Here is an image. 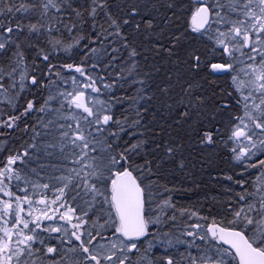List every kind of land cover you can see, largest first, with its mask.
<instances>
[{"label":"snow or ice","instance_id":"snow-or-ice-1","mask_svg":"<svg viewBox=\"0 0 264 264\" xmlns=\"http://www.w3.org/2000/svg\"><path fill=\"white\" fill-rule=\"evenodd\" d=\"M0 264H264V0H0Z\"/></svg>","mask_w":264,"mask_h":264},{"label":"trees","instance_id":"trees-1","mask_svg":"<svg viewBox=\"0 0 264 264\" xmlns=\"http://www.w3.org/2000/svg\"><path fill=\"white\" fill-rule=\"evenodd\" d=\"M187 196L190 197L191 199H196V196L192 193H188Z\"/></svg>","mask_w":264,"mask_h":264}]
</instances>
